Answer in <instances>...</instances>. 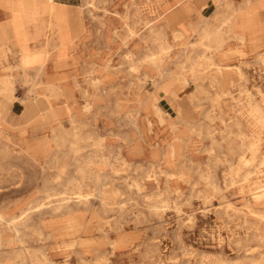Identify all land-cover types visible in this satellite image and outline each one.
<instances>
[{
  "label": "rangeland",
  "instance_id": "374dc122",
  "mask_svg": "<svg viewBox=\"0 0 264 264\" xmlns=\"http://www.w3.org/2000/svg\"><path fill=\"white\" fill-rule=\"evenodd\" d=\"M55 1L80 10L81 26L66 41L65 64L49 61L48 75L69 94L51 97V114H24L34 96V71L19 69L11 51L0 55V75L11 74L15 94L8 110L0 112V214L21 218L35 206L23 242L15 239L10 224L0 223V264H36L37 258L44 264H255L254 258L264 256V220L247 204L250 187L264 190V127L255 132L242 111L251 98L264 106V32L258 49L227 39L223 52L230 82L223 84L210 78L215 67L203 63L207 46L201 33L223 23L225 3L93 0L88 7L86 0ZM185 3L189 11H183ZM166 4L170 10L182 8L180 20L188 26L182 37L174 36L180 23H167ZM8 18L0 8V23ZM161 24L168 45L163 51L149 33L151 25ZM196 24L200 29H193ZM37 26L43 23H30L29 29ZM152 52L161 54L170 73L165 81L155 83L152 76L162 74L144 61ZM94 77L101 79L97 88ZM154 97L165 121L145 109ZM238 117L248 135L245 142L259 138L258 151L246 147L244 152L242 138L230 133L238 132L232 126ZM93 138H103L102 152L108 156L107 163L95 166L103 173L99 185L107 205L91 179L83 203L71 189L77 184L73 178H81L80 165L95 151ZM37 141L48 144L49 151L39 150ZM179 170L186 175L165 172ZM248 170L254 173L244 182ZM256 200L263 211L264 200Z\"/></svg>",
  "mask_w": 264,
  "mask_h": 264
},
{
  "label": "crops",
  "instance_id": "0c3cea01",
  "mask_svg": "<svg viewBox=\"0 0 264 264\" xmlns=\"http://www.w3.org/2000/svg\"><path fill=\"white\" fill-rule=\"evenodd\" d=\"M175 1H179V0H175ZM231 1H233V5L235 7L241 6V5H237L234 0H231ZM86 4L88 5V7L92 6L90 0H86ZM253 5L255 6L257 5L255 0L253 1ZM64 6H68L72 8V11L78 12V15H77L78 18L76 21H73V22H78L80 24V17H81L80 10L76 9V7H73V4L71 3L57 2L55 0H50V1L49 0H0V8L3 11H5L9 17L8 20L0 23V55L5 56L6 55L5 53L7 52V50L11 51L18 57L17 67L19 69L21 68V70H23L25 74H28L30 70L34 71V75H33V82L35 86V88H33L34 96L31 98L29 97L26 103V109L24 111L25 112L24 114L27 116H34V115H37L38 113L51 114L52 108H53V103H52L53 99L58 98L61 95L69 96L64 85L61 82L56 81L57 77L56 76L51 77L47 73V68H48L50 60H54L55 66L57 67H60L65 64L66 41L72 36H74L75 33L78 31V29H76L74 26L68 27L69 28L68 30V28L65 29L62 26L57 25L61 22V18L59 14L57 13V8L64 7ZM165 6H167V4ZM182 7H183V11H189L191 9L190 4H187V3H185L184 6ZM263 10H264V7H259L258 12L254 14H246L247 12H244L243 14L242 13L236 14V12H234V14L230 16L229 9H228V14L226 18L222 17V21L224 20L223 23L218 24L217 26L213 28L212 35L210 39L207 40V44L208 46H211L212 50L211 51L205 50V52H203L204 53L203 55L211 56L217 64L222 63L224 61L223 58H220L219 51H215L217 46L219 45L218 36H216V34L218 33L220 27H223L224 30H225V27L227 29V26L224 27L225 22L234 21L235 19H236V24H237L235 25V28H237L240 33L245 34L247 43L250 44L251 46H254L255 49L262 47L263 43L260 40V36L264 32V19H263L264 17L262 15ZM181 12H182V8L179 10L169 9L167 11L168 13L167 22L169 25L174 22L180 23L178 28L182 29L184 32V30L187 29L188 26L180 20ZM217 12H215L214 16L215 18L218 17L217 19H219L220 17L217 15ZM254 18H255V22L257 23L255 26L251 27V24ZM34 22H42L43 26H37L35 30H30L29 24L34 23ZM192 27L196 28L195 30L200 29L199 25L197 24L192 25ZM204 28L205 27L202 28V32ZM56 31L59 32V34ZM60 46L63 48H61ZM263 51H264V48H263ZM39 53H41L42 55ZM23 57H25L24 61H23ZM27 60L30 61L31 65L29 61ZM145 60L146 59L144 57V61ZM59 78L60 77H58V79ZM226 80L227 82H230L229 73L226 75ZM100 81L101 79L99 77H94L92 81L93 86L97 88L98 85L100 84ZM161 81H165V78L157 77V79L155 80V83H158ZM164 87H168V86L165 85ZM51 97L53 99H51ZM9 103H10L9 98L2 97L0 112L4 113L5 111H7L9 107ZM32 103L34 106L33 111H31L28 106ZM145 109L148 112L157 115L161 121L166 120L163 109L157 103V97L151 98L149 101H147L145 105ZM158 110L162 112L164 120H162V118L160 117ZM244 115H246L247 119L251 117L247 114H244ZM236 120H239L242 126V129H243V120L239 117L236 118ZM234 125H236V123L233 121L232 126ZM232 130L233 129H231L230 132ZM103 144H104L103 138L101 139L93 138V141L90 145H93L95 147V151H92L87 157V159L94 158L96 160L97 157H95L94 154L97 151L98 146L102 147ZM36 147H38L39 150H42L43 153H47V151H49V148H50L49 145L45 144L43 141H37ZM173 148L176 151V148L174 145L172 146V149ZM73 149L75 152H78L80 150V147L73 145ZM242 149H244V152L246 151L245 150L246 147ZM258 149L259 147H257V149H254V150L258 151ZM102 156H106L108 158V156L104 154L103 152H102ZM97 164H103V163L96 162L94 167ZM82 166L85 167V164L80 165V168ZM253 173H254L253 170H248L247 174L244 173L243 176L244 175L245 177L250 176L251 178ZM74 176L77 178L79 177L77 175H74ZM237 181L238 180L235 179V182ZM245 181L246 180H244V182ZM85 182L87 181L85 180ZM249 190L252 191V195H251L252 199L249 200L247 206L251 205L254 209L258 210L256 206L261 205V204L258 203V200H256L257 198L255 196L256 190H251V189ZM262 204L264 205V203ZM77 230L79 231V227H77Z\"/></svg>",
  "mask_w": 264,
  "mask_h": 264
},
{
  "label": "bare ground",
  "instance_id": "6f19581e",
  "mask_svg": "<svg viewBox=\"0 0 264 264\" xmlns=\"http://www.w3.org/2000/svg\"><path fill=\"white\" fill-rule=\"evenodd\" d=\"M50 1V0H49ZM219 4L221 3H225V5L228 7L229 9V14L230 16H232L234 14V12L237 13H244V12H247L246 14H254V13H257L258 12V8L259 7H264V0H255L256 2V6L253 5V1L254 0H243L242 3L240 4L241 6H234L233 5V1L231 0H216ZM91 4H93V0H90ZM48 3V2H47ZM231 4V6H230ZM55 6V5H54ZM131 6V5H130ZM165 9H170V5L167 4V6L164 7ZM49 9V7H48ZM56 11V10H55ZM57 13L59 14L60 18H61V22L57 25L59 26H62L63 28L67 29L68 27H75L76 29H79L80 28V24L78 22H73V21H76L77 18H78V12L76 11H72V8L68 7V6H64V7H59L57 8ZM129 13V12H128ZM218 13V12H217ZM228 14V12H227ZM226 14V16H227ZM219 16V14H217ZM226 16H224L226 18ZM158 19V18H157ZM264 19V18H263ZM147 21V19H146ZM127 23V22H126ZM129 23V22H128ZM162 23V22H161ZM166 23V22H165ZM168 23V22H167ZM257 22H255V18L253 19L252 21V24H251V27L255 26ZM148 24V23H147ZM160 24V23H159ZM163 24V23H162ZM161 24V25H162ZM235 25L236 24V19L234 21H230V22H225V26H227V29L225 27V30L223 29V27H220L218 33L216 34V36H218V46L216 48L215 51H219V54H220V58H223V62L222 63H219L217 64L214 59L211 57V56H206V55H203L202 57L204 58V61L203 63H207V65L209 67H215L216 70H214L215 72L212 73V71L210 72L211 76L210 78H212V81H221L223 84L227 82L226 80V75L229 73V71L226 70L227 67H229L230 65L229 64H226L224 63L227 56V54L225 53L227 50L224 49L225 47V44H226V41L228 38L230 37H234L236 39H238L241 43L243 44H248L247 43V40H246V37H245V34H242L239 32V30L237 28H235ZM58 26V27H59ZM74 28V29H75ZM130 29V32L132 35L136 34L137 32L134 31V28L133 27H128ZM213 28L214 27H210V26H207L203 29V32L201 33V37H202V41H201V44L202 45H205L207 46V49L206 50H212L211 46H208L207 44V40L210 39L211 35H212V32H213ZM54 29V28H53ZM57 29V27H56ZM193 29H196V28H193ZM55 30V29H54ZM69 30V28H68ZM61 31V30H60ZM57 32V31H56ZM62 32V31H61ZM59 34V32H57ZM149 33L151 36H153L155 38V40L158 41V44L159 46L161 47L162 51L165 50L168 45H167V42H165V40L163 39L164 36L166 35V31H165V28L163 27V25L161 27H157V26H153L151 25L150 28H149ZM184 35V32L182 29L180 28H177L174 30V36L175 37H182ZM134 37V36H133ZM131 40V39H130ZM239 43V42H238ZM242 46V45H241ZM61 47V46H60ZM66 47V46H65ZM63 48V47H61ZM242 48V47H241ZM171 49V48H170ZM64 50V49H63ZM59 51V50H58ZM57 51V52H58ZM225 51V52H223ZM66 52V51H65ZM264 51H262L260 54H264L263 53ZM63 53V52H62ZM41 54V53H39ZM34 55V53H33ZM32 55V56H33ZM37 55V54H36ZM42 55V54H41ZM230 55V54H229ZM232 55V54H231ZM22 56V55H21ZM20 56V57H21ZM39 56V55H38ZM164 56V55H163ZM245 56V55H244ZM262 56V55H261ZM28 57V56H27ZM165 57V56H164ZM233 57V56H232ZM24 58L23 57V61H24ZM65 58V57H64ZM148 59L153 65L154 67L158 70V73L162 74V78L166 76V74H170V73H167V69L164 68L163 66V58L161 56L160 53H155V52H152V53H148L146 56H145V59ZM29 59V58H28ZM33 59V58H31ZM26 61V60H25ZM29 61V60H27ZM33 61V60H32ZM39 61V60H38ZM37 61V62H38ZM21 62V61H20ZM40 62V61H39ZM244 62V61H243ZM30 63V61H29ZM202 63V62H201ZM27 64V62H26ZM25 64V65H26ZM34 64V62H33ZM48 64V63H47ZM240 64V63H239ZM244 64V63H242ZM31 65V63H30ZM205 65V64H204ZM136 66V65H135ZM183 66V64H182ZM195 67V66H194ZM203 67V66H202ZM211 67V68H212ZM135 69H137V67H134ZM241 68V66H240ZM21 69V68H20ZM231 69V68H230ZM211 70V69H210ZM201 71V70H200ZM202 72V71H201ZM174 73V72H173ZM199 73V72H198ZM243 73V72H242ZM195 74V73H194ZM207 74V73H206ZM146 76H150L148 72L145 73ZM155 80L157 79V77L155 76H152ZM171 77V76H170ZM96 79V78H95ZM228 83V82H227ZM232 83V82H231ZM168 86V85H167ZM38 90V89H37ZM52 90V88H51ZM248 91V90H247ZM250 91V90H249ZM51 92V91H50ZM225 92V91H224ZM52 93V92H51ZM246 94V93H245ZM252 94V93H251ZM242 95V94H241ZM15 96L14 94V87H13V79L11 77V74H8V75H0V106H1V98L2 97H5V98H13ZM228 96V95H227ZM244 96V95H243ZM247 96V95H246ZM240 97V96H239ZM35 98V97H34ZM221 99V98H219ZM156 101V100H155ZM238 101V100H237ZM30 110L33 111L34 110V106H33V103L28 105ZM36 106V105H35ZM154 108V107H153ZM246 110V111H245ZM244 111H242L244 114H247L249 116H251L250 118H248V121L251 123V125L254 127V130L255 132H258L259 133V130L260 128L264 127V106L262 104H260L259 102L255 101L254 99H250L248 102H247V105H246V109ZM159 114H160V117L162 118V120H164V117H163V114L160 110H158ZM166 119V118H165ZM234 122L236 123L235 126L238 127V132H236L235 130H232L230 133L231 134H234L240 138H242V148L244 147H248L249 149L255 151L254 149H257V147H259V138H256V136H253V138L250 140V142H244L246 137H248V135L244 132V130L242 129V126L239 122V120H234ZM264 130V129H263ZM251 137V136H250ZM99 144V143H98ZM247 144V145H246ZM100 145V144H99ZM176 154V151L174 150L173 148V153L172 155ZM95 157H97V159L95 160L94 158H90V159H86V162L84 163L85 164V167H81L80 168V173H81V178L80 179H76V178H73L74 180H72L73 182H76L77 184L72 186L73 190H75V199L77 201V203H83L85 200H87L89 197H87V195H85L83 189L84 187L87 186V182H85V180L87 179H91L92 181H94L96 184H97V189L99 191V196L101 197L102 199V202L104 203V205L108 204L109 201H108V197L105 195V190H103V188L99 185L102 177H103V173L101 172V168H97V167H94L95 163L98 162V163H107V160L108 158L106 156H102V147L101 146H98V149L97 151L95 152L94 154ZM245 156V155H244ZM123 158V157H122ZM99 159V160H98ZM100 161V162H99ZM124 162V161H123ZM262 162L264 163V158L262 160ZM12 163V161H11ZM129 163V162H128ZM2 166H4L3 164H1ZM160 167L162 165V163L160 162L159 163ZM13 166V165H12ZM129 166V165H128ZM136 166V165H134ZM1 167V166H0ZM131 167V166H130ZM11 169V168H10ZM162 169V172L164 171V169L161 167ZM117 172V171H116ZM166 174H170L168 176H175L176 174L180 176H185L186 175V172L183 171V170H179L177 173L175 172H170L168 173L167 171H165ZM248 172V171H247ZM246 172V174H247ZM252 174V173H251ZM249 174V175H251ZM162 175V174H161ZM6 176V175H5ZM156 177V176H155ZM160 178V177H159ZM244 178V179H243ZM154 179V178H153ZM175 179V178H174ZM250 179V176H247L245 177V175L243 176L242 175V180H249ZM146 180V179H145ZM93 182V183H94ZM102 182V181H101ZM158 182V181H157ZM211 184H213L212 181H210ZM215 183V182H214ZM137 184V183H136ZM145 184V183H144ZM132 185V184H131ZM134 185V184H133ZM69 186V184H68ZM103 186V185H102ZM159 186V185H158ZM161 186V185H160ZM67 187V186H66ZM91 187V186H89ZM147 187V186H146ZM213 187L214 189L217 191V190H221V188L217 185V184H213ZM261 187V186H260ZM259 186H256V187H251L250 189L251 190H256L255 191V196L258 198V199H263L264 200V190L263 189H259L260 188ZM161 188V187H160ZM70 189V188H69ZM107 189V188H106ZM94 190V189H93ZM157 190V189H156ZM168 190V189H167ZM166 190V191H167ZM72 192V190H70ZM170 191V190H169ZM168 191V193H169ZM177 192V190H175ZM165 192V191H164ZM98 194V193H97ZM93 195V194H92ZM166 195V194H165ZM63 196V195H62ZM169 197V195H168ZM166 198V197H165ZM256 198V199H257ZM68 199V196H63V200L65 203H67L69 200ZM252 199V198H251ZM162 201V200H161ZM63 202V201H62ZM167 202V201H166ZM155 207H159L160 204H153ZM229 206H235L233 203L229 202L228 203ZM173 206V205H172ZM181 206V205H180ZM228 206V207H229ZM35 206H32L30 205L29 208L26 211V216L25 217H8L6 216L5 214H0V223H8L10 224L9 225V228L14 232L15 234V239L19 242H23V236H22V231L23 229L25 228V226L27 225H30V220H31V216H32V212L34 211L33 208ZM249 209H250V212L254 215V216H257V217H260L261 219L264 220V211L262 210H257V209H254L251 205H248L247 206ZM109 208V207H108ZM120 208V207H119ZM239 208V207H238ZM39 210V209H37ZM163 210V209H162ZM241 210V209H240ZM242 212V211H241ZM23 215V214H22ZM106 220V219H105ZM73 221V220H72ZM107 221V220H106ZM215 222V221H214ZM42 228V227H41ZM72 231V230H71ZM42 233V232H41ZM123 234V233H122ZM124 236V235H123ZM0 239L4 240V238L2 237V232L0 230ZM218 239V238H217ZM74 240V239H73ZM77 241H74L72 242L71 244L74 245L76 244ZM2 244V243H0ZM88 244V243H87ZM91 244V243H90ZM83 245V244H82ZM67 247V246H66ZM75 247V246H74ZM98 255V254H97ZM97 257V256H96ZM110 258V257H109ZM201 258V257H200ZM240 258V257H239ZM205 260V259H204ZM204 262V261H203ZM252 262H254L255 264H264V256H260V258H254L252 260ZM226 264H234V263H231V262H228V261H225ZM36 264H44V260L43 259H40V258H37V262ZM112 264V263H111ZM205 264V263H204ZM237 264H244V263H237Z\"/></svg>",
  "mask_w": 264,
  "mask_h": 264
}]
</instances>
